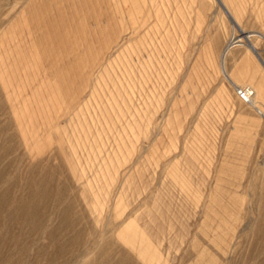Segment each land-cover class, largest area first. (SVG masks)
I'll return each mask as SVG.
<instances>
[{"label":"rangeland","instance_id":"obj_1","mask_svg":"<svg viewBox=\"0 0 264 264\" xmlns=\"http://www.w3.org/2000/svg\"><path fill=\"white\" fill-rule=\"evenodd\" d=\"M251 62L264 0H0V264H264Z\"/></svg>","mask_w":264,"mask_h":264},{"label":"crops","instance_id":"obj_2","mask_svg":"<svg viewBox=\"0 0 264 264\" xmlns=\"http://www.w3.org/2000/svg\"><path fill=\"white\" fill-rule=\"evenodd\" d=\"M249 36H251L250 33H248L247 35H245L244 36V40H248V37ZM233 38H234V36H233ZM234 45L235 44L228 43L226 45V47L224 48V50L222 51V53H221L222 68H223V72H224V74L226 75L227 78H229V73L231 72V70L233 68V63L230 60L228 61L229 62V65H228V68H227L228 69V72L226 71L227 73L225 72L223 63H224V59H225L226 55L230 52L231 47H233ZM248 45L253 48V44H251V43L249 44L248 43ZM233 56H236V55H233ZM240 66H241V68H243V69L245 68L246 69L245 76H244L245 77L244 80H248V79H251L252 80L253 79V80L257 81V80L264 79V69H263V66L262 65H261L262 66L261 67L259 64H256V63L251 62L248 66L247 65H245V66L240 65ZM234 76H236V78H239V76L237 74H234ZM258 104H260L261 106L264 107V98L260 99L258 101ZM252 110L254 112L258 113V110L255 109L254 107H252Z\"/></svg>","mask_w":264,"mask_h":264},{"label":"built area","instance_id":"obj_3","mask_svg":"<svg viewBox=\"0 0 264 264\" xmlns=\"http://www.w3.org/2000/svg\"><path fill=\"white\" fill-rule=\"evenodd\" d=\"M237 97L246 104H252V97L254 96V89L248 85L236 88Z\"/></svg>","mask_w":264,"mask_h":264},{"label":"bare ground","instance_id":"obj_4","mask_svg":"<svg viewBox=\"0 0 264 264\" xmlns=\"http://www.w3.org/2000/svg\"><path fill=\"white\" fill-rule=\"evenodd\" d=\"M254 96H255V94H254ZM254 96L252 97V104L254 103ZM32 207V206H31ZM42 217V216H41ZM34 231V230H33ZM12 241V240H11ZM19 241V240H18ZM11 244V243H10Z\"/></svg>","mask_w":264,"mask_h":264},{"label":"water","instance_id":"obj_5","mask_svg":"<svg viewBox=\"0 0 264 264\" xmlns=\"http://www.w3.org/2000/svg\"><path fill=\"white\" fill-rule=\"evenodd\" d=\"M262 63V65H263V67H264V63L263 62H261Z\"/></svg>","mask_w":264,"mask_h":264}]
</instances>
